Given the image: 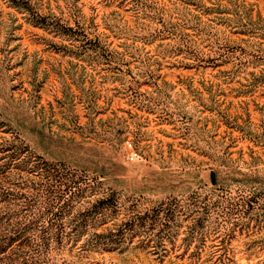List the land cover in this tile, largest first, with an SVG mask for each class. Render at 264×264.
Instances as JSON below:
<instances>
[{
  "label": "rangeland",
  "instance_id": "374dc122",
  "mask_svg": "<svg viewBox=\"0 0 264 264\" xmlns=\"http://www.w3.org/2000/svg\"><path fill=\"white\" fill-rule=\"evenodd\" d=\"M33 2L0 0V123L142 216L48 264H264V0Z\"/></svg>",
  "mask_w": 264,
  "mask_h": 264
},
{
  "label": "trees",
  "instance_id": "16d2710c",
  "mask_svg": "<svg viewBox=\"0 0 264 264\" xmlns=\"http://www.w3.org/2000/svg\"><path fill=\"white\" fill-rule=\"evenodd\" d=\"M11 2L33 23H46L33 0ZM56 24L47 22L64 35L90 34L80 20ZM141 221L102 175L45 157L0 123V264H48L68 244L85 252L122 249Z\"/></svg>",
  "mask_w": 264,
  "mask_h": 264
},
{
  "label": "water",
  "instance_id": "95a60500",
  "mask_svg": "<svg viewBox=\"0 0 264 264\" xmlns=\"http://www.w3.org/2000/svg\"><path fill=\"white\" fill-rule=\"evenodd\" d=\"M215 172L214 171H211L210 173V180H211V183L212 184H215L216 183V178H215Z\"/></svg>",
  "mask_w": 264,
  "mask_h": 264
}]
</instances>
